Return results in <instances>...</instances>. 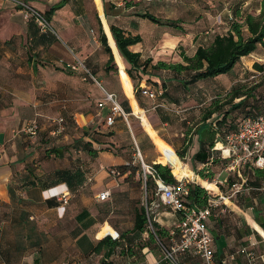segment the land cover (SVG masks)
Wrapping results in <instances>:
<instances>
[{"label":"crops","instance_id":"1","mask_svg":"<svg viewBox=\"0 0 264 264\" xmlns=\"http://www.w3.org/2000/svg\"><path fill=\"white\" fill-rule=\"evenodd\" d=\"M21 1L41 13L50 28L41 30L33 19L25 20L22 11L14 3L0 0V234L5 235L6 228L15 223L19 226L24 225V221L28 223V212L23 214L24 204L40 205L42 214L54 220L48 226L50 234L44 231L43 237L39 236L41 241L34 242L33 247L31 241H28V235H22L21 240L17 238L7 243V249L35 250L36 246L43 249H68L76 259L71 264H78V260L96 264L102 261L111 264H164L162 251L156 245L145 247L137 256L130 258L121 256L119 248L113 249L108 245H102L99 253L93 252L104 237L111 236L102 237V230L111 228L110 232L115 234L111 237L116 238L131 230L135 211L141 206L138 195L131 196L132 192L141 189L139 174L131 182H127L124 181L127 174L116 178L106 171V168L129 165L128 152L131 150L133 158L138 151L146 165L160 163V157L170 169L171 163H175L180 169L177 179L194 176L196 181H187V184H203V187L207 184L211 190L219 189L214 185V178L201 179L197 175V172L205 168L219 170L215 178H222L224 183L229 177L239 178L229 194L219 192L220 197L216 195L220 199V205L212 209L206 222L213 240L214 256L217 260L224 259L242 242L246 243L250 239L256 243L255 250L264 260V228L257 224L258 221L264 225L263 184L259 189L242 187L245 178L239 172L227 174L226 168L230 162L228 166L221 168L220 162L211 166L194 160L201 141V137L197 135L199 128L203 125L212 126L213 121L219 117L218 114H213L210 119L202 122L204 108L223 97L237 82V73L242 63L233 68L229 73L232 74L230 77L226 78V74L208 81L214 88L215 94L212 97H209V93L206 95L200 91L197 95L193 94L185 87L182 77L169 71L148 68L147 74L141 75L136 84L138 88L151 89L157 97L150 100L140 96L143 106L139 107L134 95V83L126 74L128 66L120 57L109 30L112 23L124 29L126 34L139 36L141 41L129 50L138 53L142 61L151 59L152 64L181 63L179 54L185 46L184 42L197 43L201 28L218 26L216 28L222 29L224 23H216H220L219 16L224 20L225 9H230L227 8V3L223 4L220 0H66L63 5L52 10L63 0ZM249 2L247 9L244 6L248 2L243 8H233L230 5L231 10L239 9L248 13L254 10L258 14L261 0ZM145 13L162 21H177L183 32L141 18ZM101 32L113 58L115 70L112 71L106 70L109 54L101 41ZM184 53L188 55L187 52ZM253 55L259 57L257 60L264 59L260 49ZM77 61L83 64L95 82L83 81L81 70L71 71L65 67L66 64H75ZM243 66V73L250 71V68ZM122 74L131 82L133 100L124 93L120 79ZM200 83L205 81H200L195 86ZM126 89L129 90V87ZM161 90L169 96L161 97ZM104 93L115 96L122 112V115L115 116L114 125L109 130L112 135L109 137H103L106 127L102 125V121L105 122L110 116L111 108L109 104L102 108L97 106L103 101ZM133 101L143 114L142 123L134 110ZM33 119L44 123L41 130L45 133H48L47 120L54 123L63 119L65 132L62 143L70 144L79 139L89 141L88 136H83V133L91 134L96 131L102 134L103 146L110 147L113 152L98 151L94 159L86 152L77 151L80 154L77 157L84 156L82 159L85 160V165L94 163L93 161L101 164L95 176L89 177L87 182L95 181L98 194L109 190L108 200L99 201L96 194L91 198L78 195L81 200L72 201L71 198L79 190L76 188L77 182L71 177L76 175L61 171L56 162L49 158L38 163V170L45 171L42 178L36 175L38 178L33 179L27 174L25 169L32 162L28 157L31 152L24 146L25 139L21 133ZM49 136H52V132H49ZM217 145L220 144H216L214 150H220ZM93 148L98 150L96 144H93ZM184 150L183 157L179 159L176 153ZM70 164L72 166L69 170L77 173L79 166L76 159ZM54 193L63 196L58 199L50 198ZM118 196L120 200H117ZM118 201L131 205L125 213L130 218L127 223H121L118 219L119 215H123V212L120 213L115 208ZM156 203L159 206H153L151 210L154 222L170 235L178 215L167 208L159 211L158 208L162 205L157 201ZM106 207L108 210L104 211ZM8 232L10 230L6 234ZM142 238L147 240L148 235L145 233ZM170 239L171 237L169 241ZM136 243L135 241L131 246L134 247ZM10 258L8 255L4 258L0 256V264H14ZM179 259L183 264H202L199 258L189 255H181ZM19 263L41 264V261L38 257L23 255Z\"/></svg>","mask_w":264,"mask_h":264},{"label":"trees","instance_id":"2","mask_svg":"<svg viewBox=\"0 0 264 264\" xmlns=\"http://www.w3.org/2000/svg\"><path fill=\"white\" fill-rule=\"evenodd\" d=\"M65 1L66 0H63L57 7L52 8V10L63 5ZM140 17L147 19L154 24L172 27L177 31L183 32V29L177 24V21H162L148 13H145ZM219 17L220 23L216 24L222 25V23H224V26L226 27L225 33L220 34L219 32L214 33V31L209 30L204 31V33L199 35L200 38L194 52L191 55H186L181 50L182 52L179 54L181 63L175 64H167L165 62L152 64L151 59L142 61L138 53H133L129 50L131 46L136 45L141 41L140 37L126 34L124 29L118 25L112 23L109 25V30L116 49L124 63L128 66L126 74L134 83V95L139 107L143 106L140 101V96L146 99L148 98L141 94L142 88H138L136 81L141 78V75L147 74L148 68H151L154 71H169L177 77H182L183 80L188 77L185 84L195 85L200 81L213 79L230 73L233 68L240 63L241 58L256 53L260 46L264 48V0H261L260 2V9L257 15L248 12L241 14L239 9L233 14L231 9H225L224 20L221 16ZM229 17H231V20ZM100 34L101 41L105 46V51L109 54V62L106 70H115L111 52L106 45L105 36L102 32ZM205 35H207V37ZM253 69L257 73H263L264 65L254 63ZM248 75L249 74L246 76ZM252 77H256V75L251 76V78ZM262 86L264 87V77L259 83L257 82L251 87H248L243 83L241 84V81L237 79V82L231 86L230 90L223 97L214 100L209 106L204 108L205 112L201 119L202 122L210 119L213 114H218L219 117L213 121L212 126L209 127L208 125H203L199 128L197 135L201 137V141L199 143V151L194 156V160L197 163H209L211 166H214L220 162L221 168L228 166L227 164L231 162L232 158H223L220 152L221 148L225 145V136L236 131L241 122L247 118H264V105L261 104L264 103V97L263 95H256V91L262 88ZM160 96L166 97L169 95L161 90ZM239 117L242 118L239 119ZM43 135H46V133H43ZM111 135L112 133H109L105 135V137ZM83 136H88L89 141H83L82 139L74 140L69 148L75 151L86 152L90 157H95L98 151L104 152L111 150L108 146H105V149L101 150L93 148V144H96L97 147L103 146L102 140L97 139V137H99L98 133L97 135L93 132L91 134L83 133ZM104 144L107 145V143ZM216 144H220L217 145V148H220V150H214ZM57 146L58 144L54 142L52 147L44 150V153L61 156L63 149ZM184 152L185 150L182 153H176V156L181 159ZM114 154H116V152H114ZM260 155L263 158V166L261 168L254 166L256 157H253L251 162L242 165L238 169L240 175L245 178V184L242 187L259 189L261 188V185L264 184V150ZM128 163L129 165L127 166H120L113 169L116 172L117 177L127 174L126 177L128 178L132 173L137 172L136 168L132 169L131 166L133 164L131 159H129V156ZM165 164L166 165L157 163L152 165L153 172L146 175L145 188L147 190L150 188L151 192V199L148 201V204L156 200V198L153 199V196L155 197L158 180H161L166 185H175L177 183V180L173 177L174 173H171L170 167L167 163ZM209 170V168H205L197 172V175L201 179L211 180L213 178V173H210ZM238 181L239 178L237 177H229L225 183L230 190ZM187 187L188 195L184 201L187 207L204 209L210 205V197L207 195L204 187L202 188L195 184H187ZM212 211L213 210H211V212ZM149 222L145 207L142 205L135 211L133 227L131 230L119 234L117 238L111 237L115 236L113 233L105 234L111 236L104 237L97 244V247L93 252L99 253L102 245H108L113 249L119 248L121 256L130 258L137 256V253H141L145 247L151 248L152 245L158 246V243L167 246L170 238L168 231L162 229L155 222H150L152 227L150 230ZM257 224L261 228H264V225L258 223V221ZM145 233L148 235L147 240H143L142 238ZM248 234H250V232ZM135 241L137 243L132 247L131 245ZM244 243L245 242H242L241 244ZM99 264L111 263L102 261Z\"/></svg>","mask_w":264,"mask_h":264},{"label":"rangeland","instance_id":"3","mask_svg":"<svg viewBox=\"0 0 264 264\" xmlns=\"http://www.w3.org/2000/svg\"><path fill=\"white\" fill-rule=\"evenodd\" d=\"M220 1H223L222 2L223 4L227 3V8H230V9H232V7L233 8H235V7L243 8V5L246 2H248V5L244 6L245 7L244 9H247L250 6L249 0H220ZM240 11H242L244 13L247 12L244 10H240ZM227 12H229V11H227ZM232 12H233V14L235 13L234 10H232ZM250 12L254 15H257V13H255L254 10H250ZM201 29L202 30H200V33H204V31L209 30V31H214V33L219 32L220 34H224L226 31L225 26H223L222 29H218L216 27H210V26H207V27H204ZM205 36L207 37V35H205ZM185 43L186 42L183 43V46L185 45L184 48L182 47L181 49L183 52H187L188 55H191L194 52V50L196 49L197 43H195L194 41H191L190 43H187V44H185ZM259 49L261 50L262 54H264V48L260 46ZM177 51H180V50L178 49ZM257 59H259V57L252 54L251 56H247L246 58H242L240 60V63H242V64H240V66H239L240 70L237 73V75H238L237 78H239V80L241 81V84L243 83V84H246L248 87H251V86H254V84H256L257 82L259 83L263 79L264 72L263 73H257L253 69L254 63L264 65V59H262V61L257 60ZM170 60L172 61V59H170ZM251 62H254L252 64V66H250ZM243 65L250 68V71L249 72L246 71L245 73H243L244 72V66ZM247 74H249V75L246 76ZM231 75L232 74L228 73L226 78L230 77ZM253 75H256V77L251 78V76H253ZM120 79H121L122 88L124 89V93L126 94L127 97H129L131 100H133V98H132V85H131L130 80L124 74H122L120 76ZM187 79H188V77L186 79H184L185 82L187 81ZM210 80L211 79L204 80L206 84L200 83L199 86L187 85L185 83L184 84H185V86H187L188 90L190 92H192L193 94L197 95V93L200 91V92L205 93L206 95H208V93H209V97H212L215 93L213 94V92H214L213 85H211L208 82ZM126 83H128V84H126ZM127 86L129 87V90L126 89ZM256 93H257L256 94L257 96L263 95V97H264V87L262 86V88H260L258 91H256ZM261 104L264 105V103H261ZM133 105H134V110L137 112V115L140 116L141 123H142V118H143L142 115L143 114L138 109V107L136 106L134 101H133ZM109 107L111 108L110 104H109ZM241 118L242 117H239V119H241ZM36 123H37L38 129H37L36 134L34 136H29V135L25 134L24 132L21 133L24 135V139H25L24 146H26L29 149V151L31 152L28 157H30L29 161H32V162L27 164L26 165L27 169H25L27 174H29L30 177H32L33 179L38 178V176H36V175H40V178H42L44 176L43 172H45V171L43 170V172H42L41 169L38 170V167H39L38 163L42 162V160L44 158H49V159H52L53 161L56 162L55 164L59 167V169L61 171H65L67 173L70 172L72 175H76L74 178H73V176H71V177H72V179H74V182H77L78 185L76 186V188L78 187L79 190L77 193L74 194V197L71 198L72 201H75L78 199L81 200L80 197H77L78 195L91 198L94 195L98 194L99 189L95 187V181L92 180L91 182H87V179L89 177L95 176V174H96L97 170H99V167L101 164L97 161H93L94 163H88L87 165H85V160L82 159V157H84V156H78L77 157V155H80V154L77 153V151L69 148L71 143L70 144L62 143V140H63L62 136H63V133L65 132L64 130L59 135L49 136V132H52L57 128L56 122L53 123L51 120H47L46 130H48V133H46V135H43V133H45V132L43 130H41V129H43L44 123L38 122L37 120H36ZM64 125H65V123L63 122V126ZM102 125L105 126L104 120L102 121ZM99 128H101V126ZM109 130H110V128H107V127L104 129L105 135L109 134ZM93 133H96V131H93ZM96 135H97V133H96ZM98 135H99V137H97V139L102 140L101 139L102 135L101 134H98ZM105 135L103 137H105ZM54 142H56L58 144L57 147H61V149H63L61 156H59L57 154L55 155V154L44 153V150L46 148L52 147ZM104 145H106V144H104ZM97 149L98 150L105 149V146L104 147L99 146V147H97ZM132 155H133V151L130 150L128 152V156H129V159H131V161L133 162V165L131 167H132V169L136 168L137 172L132 173L128 178L126 177L124 181L131 182L137 176L136 174L137 173L139 174L138 179H139V184H140L141 189H139L138 191L132 192L131 196H133L134 194L138 195V200H139L138 203H140L141 206L142 205L144 206L146 203H148V201H150L151 192H150V188L148 190L145 188V181H144L143 176H142L140 161L137 159L136 156H134V158H133ZM221 156H222V154H221ZM240 156H242V155H240ZM75 157H77V158H75ZM223 158H226V157L223 156ZM75 159L78 162V166H79L77 173H74L73 170H71V171L69 170V167L72 166L70 163L74 162ZM94 159H95V157H94ZM159 161H160V164L166 165L162 161L161 157H160ZM144 162L146 163L145 160H144ZM80 164H82V166ZM80 166L82 168H80ZM171 166H172L171 169H176V167H177L175 163H171ZM256 167H257V165H256ZM228 168H230V169L228 170ZM228 168H226L227 174L228 173L235 174L237 172L236 171L237 168L235 166L234 167H228ZM47 169H49V168H47ZM51 169L53 170V168H51ZM109 170L110 169L106 168L107 172ZM132 172H134V171H132ZM209 172L213 173V178H214L215 184H214V182H212V183L215 186L217 184L216 187H218L219 189L214 191V190H211V188L207 184H204V186H205L204 190L206 191L207 195H209V197H210L209 203L212 205V208H216L217 206L220 205V199H217L216 195L217 194L219 195V192H222V194H229L230 190L227 187L226 183H224L222 178H217V177L215 178V174L217 172H219V170L214 169V171L211 172V170H209ZM171 173H172V170H171ZM173 177L176 180H178L174 175H173ZM116 178H118V177H116ZM181 180L186 184H187V181H188V183H191V181H196L193 175L190 178H182ZM199 183H200V181H199ZM199 185H200V187H203L202 186L203 184H199ZM62 196L63 195H60L59 198H61ZM218 197H220V195ZM154 198H156V197L153 196V199ZM117 200H120L119 196L117 197ZM109 206L110 205L108 204L107 207H109ZM107 207L104 208V211L108 210ZM130 207H131V205H129V203H122L120 201H118L117 204L115 205V208L120 213L123 212L122 213L123 215H119V218H118L119 221H121V223L129 222L130 218L125 213H126V211H128V209ZM164 208L165 207L161 206L158 208V210L159 211L164 210ZM23 209H24L23 214H27V212H28L27 215L30 219L29 218L26 219V221L28 223H25V221H24V223H23L24 225L21 224V226H19V225H16L17 223H15L14 226H10V228L7 227L5 230V235L3 233H2L3 235L0 234V239H1L0 256L2 258H4V256L7 257V255H8L9 257H11L10 259H13L14 264H22V263H19V260L22 259L23 255L25 257H29V258L38 257V259L41 261V264H71V263L75 262L76 259L73 255V253L68 249L67 250H56L53 248L43 249L41 246H39V247L36 246L37 249H35V250L27 249V250L10 251V249H7V246H8L7 243H9V242L11 243V241H15L17 238H18V240H21L22 235H28V241H31L30 244L33 247L34 242L41 241V240H39V236L43 237L44 231H46L50 234V232L48 230L50 227V223L54 219L51 217H48V215L42 214L43 209L40 208V205H33L32 203H28V204L23 205ZM153 216L154 215L150 212L149 217H150L151 223L154 222ZM21 222H22V219H21L20 223ZM149 229L151 230L150 227H149ZM9 230H10V232H8L6 234V231H9ZM106 231H108V232L111 231V228L106 230ZM103 234H104V230H102L101 235L103 236ZM2 240H3V242H2ZM78 264H96V263H93V262L85 263L84 260H82V261L78 260Z\"/></svg>","mask_w":264,"mask_h":264},{"label":"built area","instance_id":"4","mask_svg":"<svg viewBox=\"0 0 264 264\" xmlns=\"http://www.w3.org/2000/svg\"><path fill=\"white\" fill-rule=\"evenodd\" d=\"M8 1L14 3L15 6L22 11L25 20L33 19L41 30L50 28L45 17L41 13L31 9L23 1ZM229 19L231 20V17H229ZM65 67L71 71L79 69L83 73V81L90 80L95 82V79L88 73L80 61H77L75 64H66ZM141 94L150 100H154L157 97L155 92L146 87L142 88ZM106 104L111 105V112L110 116L105 121V127L111 128L114 125L115 116L118 114L122 115V112L113 94L104 93L103 101L99 102L97 106L98 108H102ZM55 122L57 128L52 131V135L54 136L61 134L64 130L63 119H58ZM37 129L36 120L33 119L24 128L23 132L29 136H34ZM224 141L225 145L221 148L220 152L222 157L232 158L228 167L235 166L238 172V169L242 165L251 162L253 157H256L254 162L255 166H263V158L260 155L264 150L263 117L247 118L243 120L236 131L225 136ZM136 157L140 161L142 176L144 181H146V175L153 172L152 166L146 165L142 161L138 151H136ZM229 169L230 168H228V170ZM109 175L117 177L113 169L109 170ZM60 195V193H54L50 198L58 199ZM187 195V184L181 179H178L175 185H166L161 180H158L155 193L156 200L150 204L146 203L144 205L148 221H150L149 213L153 206H159L156 201L178 215V220L174 229L169 235L171 237L169 244L163 246L158 243L162 251V262H164V264H183L179 259L181 255L197 257L201 260L202 264H264L262 256L255 250L256 243L252 242L250 239L246 243L240 244L224 259L217 260L214 256L212 237L206 228V222L211 216V210L213 209L212 205L210 204L204 209L189 208L184 202ZM96 198L99 201H106L110 198V191L106 190L98 194ZM149 227L152 229L150 222Z\"/></svg>","mask_w":264,"mask_h":264},{"label":"bare ground","instance_id":"5","mask_svg":"<svg viewBox=\"0 0 264 264\" xmlns=\"http://www.w3.org/2000/svg\"><path fill=\"white\" fill-rule=\"evenodd\" d=\"M179 170L180 169L178 167H176V169H173L172 172L174 173L175 176H177L178 173H179ZM107 233L112 234L110 231L109 232L108 231H104V235L107 234Z\"/></svg>","mask_w":264,"mask_h":264}]
</instances>
